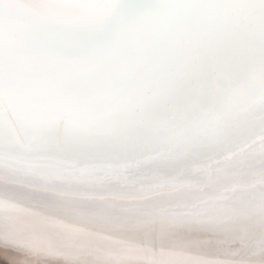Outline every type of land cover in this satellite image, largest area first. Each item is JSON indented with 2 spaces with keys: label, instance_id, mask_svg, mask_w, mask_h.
<instances>
[{
  "label": "snow or ice",
  "instance_id": "snow-or-ice-1",
  "mask_svg": "<svg viewBox=\"0 0 264 264\" xmlns=\"http://www.w3.org/2000/svg\"><path fill=\"white\" fill-rule=\"evenodd\" d=\"M11 264H264V0H0Z\"/></svg>",
  "mask_w": 264,
  "mask_h": 264
},
{
  "label": "bare ground",
  "instance_id": "bare-ground-1",
  "mask_svg": "<svg viewBox=\"0 0 264 264\" xmlns=\"http://www.w3.org/2000/svg\"><path fill=\"white\" fill-rule=\"evenodd\" d=\"M0 216L3 217V210L0 209ZM3 222H0V224ZM5 230L0 228V264H11L12 257L15 255L10 249L4 247ZM6 251V252H5ZM51 257L44 255H34L32 264H49Z\"/></svg>",
  "mask_w": 264,
  "mask_h": 264
},
{
  "label": "rangeland",
  "instance_id": "rangeland-1",
  "mask_svg": "<svg viewBox=\"0 0 264 264\" xmlns=\"http://www.w3.org/2000/svg\"><path fill=\"white\" fill-rule=\"evenodd\" d=\"M0 222H3V217H1V216H0ZM0 228H3V230H5V229H4V223H1V224H0ZM7 250H8V249H7ZM5 252H6V251H5Z\"/></svg>",
  "mask_w": 264,
  "mask_h": 264
}]
</instances>
